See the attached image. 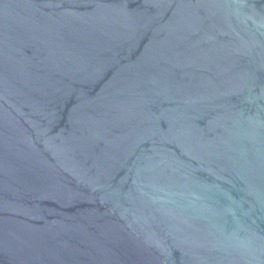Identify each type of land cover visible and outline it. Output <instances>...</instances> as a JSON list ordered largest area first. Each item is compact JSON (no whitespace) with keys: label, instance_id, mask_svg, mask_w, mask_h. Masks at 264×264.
<instances>
[{"label":"water","instance_id":"1","mask_svg":"<svg viewBox=\"0 0 264 264\" xmlns=\"http://www.w3.org/2000/svg\"><path fill=\"white\" fill-rule=\"evenodd\" d=\"M0 264H264V0H0Z\"/></svg>","mask_w":264,"mask_h":264}]
</instances>
